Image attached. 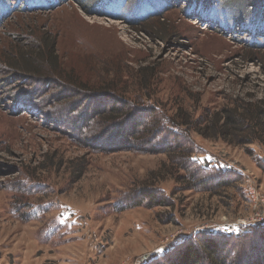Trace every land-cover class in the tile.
<instances>
[{"label": "rangeland", "instance_id": "obj_1", "mask_svg": "<svg viewBox=\"0 0 264 264\" xmlns=\"http://www.w3.org/2000/svg\"><path fill=\"white\" fill-rule=\"evenodd\" d=\"M263 2L219 0L198 17L184 0L97 7L79 0H0V264H143L198 232L239 233L258 225L257 232L264 225V123L245 129L242 137L254 140L246 146L204 139L191 128L224 109L244 116L264 109ZM132 19L144 21L131 25ZM44 33L57 36L58 56L73 80L94 92L115 86L140 106L136 120L143 127L165 115L191 122L181 130L190 129L192 160L235 173L221 181L229 186L184 191L189 187L176 182L169 167L174 153H160L164 148L157 145L178 143L169 136L152 149L130 150L117 145L115 132L97 145L90 129L80 136L60 120L56 111L64 103H48L49 97L78 101L82 94H65L63 84L37 90L33 78L9 66L14 51ZM34 89L38 110L14 109L12 97ZM95 96L92 114L109 110V96ZM153 108L157 113L150 116ZM82 157L89 166L71 183V162ZM149 185L160 188L169 207L145 200ZM262 228L245 241L231 240L230 249L258 246Z\"/></svg>", "mask_w": 264, "mask_h": 264}, {"label": "trees", "instance_id": "obj_2", "mask_svg": "<svg viewBox=\"0 0 264 264\" xmlns=\"http://www.w3.org/2000/svg\"><path fill=\"white\" fill-rule=\"evenodd\" d=\"M79 1L86 3L88 0ZM90 1L92 2L86 4L91 7H97L102 3H114L117 0ZM184 1L187 2V4H189L194 10L195 8L197 9V15H199L198 17L203 16L208 6L219 2V0ZM98 16L105 17L102 14ZM161 16L162 15L159 13L158 17ZM143 21L144 20L142 19H132V21H128V23L133 25L137 23L140 24V22ZM254 30L256 31V29ZM258 33L259 32H257V34ZM257 41L261 44V41ZM57 47V36H53L48 33L41 34L36 42L30 44L28 43L26 46L20 47L14 51L15 53L12 55L13 60L12 63H9V66L12 73L27 76V78H33V80L37 83V86H35V89L37 88V90H40L38 88L39 86H42L44 89L51 88L52 86L54 87V85L63 84L66 86L65 94H75L76 92L82 94L80 97L84 98V100L79 99L78 101H62L57 100V96L49 97L47 100L48 103H56L57 105L58 103L59 105L64 103V105L59 106V108H64L60 109V111H56L58 112L56 115L60 117V120L75 126L76 132H78L80 136H83V134L90 129V139L95 141V144L97 145L105 142L109 133L115 132L118 138L117 145L119 147H127L126 149L130 150H134L136 148L144 150L147 148L152 149L153 147H156L155 145L158 139H162L165 135L169 136V138L175 139L173 140L174 142L178 143L170 146L169 143H167V145L163 141L162 144L160 141L157 145L164 148V150L160 149L162 151L160 153H174V157L170 158L171 162L169 167L174 170L173 175L175 177V181L184 183L186 187H189L185 188L184 191H192L196 189L198 191L210 192L211 186L214 184V186H218L220 188L226 185L229 186L226 182L222 183L221 181L227 176H235V173L230 171L219 172L214 169L199 167L192 160L191 157L195 154L196 147L190 137V129L185 131L181 130L183 127H189L191 122L186 120L184 122H180L179 120H175V118H170L165 115V117H162L158 122L155 120L151 123L153 125L152 127H143V123L136 120V118L140 115L139 113H141V109L138 104L132 103L127 97H125L126 95L115 88V86H109L104 89L101 88L94 92L81 82L79 83V81L73 80L71 75L66 72L62 62L60 61ZM146 70L147 69L144 68L142 71H137V74L140 76V74ZM35 89L31 91L30 94L12 97V101L15 102L14 109L20 112L29 110V107L38 110L36 108L38 104H40L37 101L38 99L36 97L31 99L30 97L31 93L34 92ZM113 93H115L114 95H118L113 96ZM95 95L109 96L107 100H110L111 103L110 107H108L109 110L106 111L103 107L102 109L104 111L101 109L99 111H95V114H92L91 110L93 107H90L89 104L90 101H92V98L96 97ZM84 106L89 107L88 111L79 113L80 109ZM148 111H150V116L152 113H157V109L155 108ZM144 112L146 113V110H144ZM247 112L248 116H244L236 111L233 112L231 110L229 111L224 109L214 119L210 118L204 122L199 121V126H195V128H191L190 126V128L191 130L196 131L204 139H219L233 146L251 145L254 143V140L242 137V134L245 129H249L251 123L255 124V126H252L253 129H256V127L264 123V109L255 108V110H247ZM73 113H77V116H79L80 119H78L77 116L73 117ZM47 117L53 118L49 115H47ZM132 124L134 127L132 131L129 132L128 129L132 126ZM203 125V130H197ZM172 129L177 130V133H173ZM209 129H211L212 132H209ZM88 166L89 162L86 157L72 161L70 178L71 183H77L80 181ZM179 171H184L185 176L178 177L180 175ZM201 174L206 175V177H201ZM215 174L216 176L214 177L213 175ZM143 190L146 191L144 196L145 200L148 199V203H152V206L156 205L169 207L166 197L160 196L161 193L158 192L160 188L155 185H149L143 187ZM119 205H121V207L125 206V209L130 207H127L128 202H126L125 199H121ZM136 205H142V203ZM30 215L31 214H29V216ZM257 226L250 225L248 227H244L239 233H214L210 231L198 232L195 236L190 237L176 246H173L169 251H166L153 259L146 260L143 264H264V225H260V227L256 230L257 232H254V229ZM261 228L263 232L260 237L263 243L261 242L257 246L255 242H245L242 249H237L236 251L230 249L231 240L236 242L245 241L248 237L251 236L252 238L253 235L255 236V233L258 234ZM256 241L259 242L257 239ZM175 250H177V252H174ZM173 252L174 255L170 256ZM162 259L166 260L165 263H160V260Z\"/></svg>", "mask_w": 264, "mask_h": 264}]
</instances>
